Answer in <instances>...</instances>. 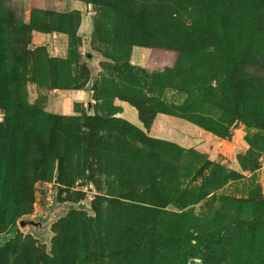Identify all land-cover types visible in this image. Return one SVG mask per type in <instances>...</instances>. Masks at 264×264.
<instances>
[{"label": "rangeland", "instance_id": "1", "mask_svg": "<svg viewBox=\"0 0 264 264\" xmlns=\"http://www.w3.org/2000/svg\"><path fill=\"white\" fill-rule=\"evenodd\" d=\"M0 264H264V0H0Z\"/></svg>", "mask_w": 264, "mask_h": 264}, {"label": "water", "instance_id": "2", "mask_svg": "<svg viewBox=\"0 0 264 264\" xmlns=\"http://www.w3.org/2000/svg\"><path fill=\"white\" fill-rule=\"evenodd\" d=\"M85 59L88 63L94 67L96 60V55L93 52H86L84 54ZM55 211H52L46 218L39 219L36 217H23L19 220V225L22 227H27L35 234H39L40 231H44L48 225L54 220Z\"/></svg>", "mask_w": 264, "mask_h": 264}, {"label": "crops", "instance_id": "3", "mask_svg": "<svg viewBox=\"0 0 264 264\" xmlns=\"http://www.w3.org/2000/svg\"><path fill=\"white\" fill-rule=\"evenodd\" d=\"M173 57H174V56H172V55L169 56V57H168V59H169L168 61H171V60L173 59V60H172V62H173V61H174V58H173Z\"/></svg>", "mask_w": 264, "mask_h": 264}, {"label": "trees", "instance_id": "4", "mask_svg": "<svg viewBox=\"0 0 264 264\" xmlns=\"http://www.w3.org/2000/svg\"><path fill=\"white\" fill-rule=\"evenodd\" d=\"M55 211V214L57 213V211L56 210H54Z\"/></svg>", "mask_w": 264, "mask_h": 264}]
</instances>
